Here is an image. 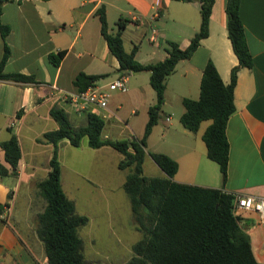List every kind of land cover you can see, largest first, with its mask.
Returning <instances> with one entry per match:
<instances>
[{
    "label": "crops",
    "instance_id": "1",
    "mask_svg": "<svg viewBox=\"0 0 264 264\" xmlns=\"http://www.w3.org/2000/svg\"><path fill=\"white\" fill-rule=\"evenodd\" d=\"M100 7L105 11L110 31L116 30L119 18L125 20L121 32L123 46L127 51L135 47V58L144 63L164 58L168 40L185 47L201 20L200 0H158V3L157 0H6L2 4V21L10 27L5 39L0 35V57L4 41L10 48L3 69L32 76L26 81L0 78V141L15 134L21 152L17 172L0 175V204H3L0 260L4 264H48L42 242L34 232L35 225L24 212L18 214L16 208H19L18 192L22 178H30L33 176L31 172L40 169L35 158L39 148L24 152L23 142L48 147L45 164L48 172L53 145L37 141V138L58 126L51 108L63 109L73 127L86 124L88 113L96 112L104 119L103 137L120 138L119 134L127 130L129 134L123 138H130L142 136L148 107L156 101L147 70L128 72L127 90H112L106 107L88 104L79 109L66 97V93L78 90L74 78L79 71L107 73L96 84H105L123 73L118 70V60L100 31ZM239 12L253 64L251 67L242 66L237 72L235 110L226 123L229 151L225 181H222L218 163L206 154L202 138L205 128L201 130L199 126L196 131H191L180 121L184 110L182 98L198 97L206 61L210 59L214 63L224 82L229 81L230 69L238 62L227 35L225 0H214L208 34L201 38L190 57L180 59L167 76L164 110L147 135L146 144L152 133L158 132L156 144L162 142L164 147L156 149L155 145L152 151L167 153L177 161L178 168L173 176L177 181L262 196L264 0H240ZM60 50L64 53L57 58ZM173 102L176 106L171 105ZM41 127L40 133L33 132ZM66 141V138L58 141V155L59 145ZM83 143L88 145L87 135L81 137L79 145ZM96 148L113 151L110 145ZM146 158L152 159L148 153L144 160ZM0 162L10 168L1 146ZM60 165L62 188L78 211L76 199L70 197L66 189L69 185L66 170L61 162ZM158 175H165L160 167ZM95 184L102 186L101 183ZM8 193H11L10 197ZM236 212L240 224L249 233L256 259L264 262V226L259 222L258 214L252 210Z\"/></svg>",
    "mask_w": 264,
    "mask_h": 264
},
{
    "label": "trees",
    "instance_id": "2",
    "mask_svg": "<svg viewBox=\"0 0 264 264\" xmlns=\"http://www.w3.org/2000/svg\"><path fill=\"white\" fill-rule=\"evenodd\" d=\"M0 35L3 39L10 30L1 18ZM214 0H200V25L189 43L181 47L168 40L164 58L140 62L135 47L127 51L122 42L125 20H117V28L110 31L105 11L98 9L100 31L110 51L118 60V70L123 73L147 70L149 81L156 92V101L148 107V119L141 137L110 138L102 136L104 119L96 112H89L84 125L73 127L63 109L52 107L50 112L58 126L47 130L37 138L53 145L48 161V172L36 182L44 204L37 211L34 232L41 240L48 264H104L88 261L84 256L83 239L78 226L88 221V216L75 209L74 201L61 185V165L58 158V141L66 138L78 146L83 135L88 145H110L122 153L120 168H129L122 183L130 200L134 226L142 236L132 244L129 264H264L253 253L249 233L240 224L233 193L219 187L204 186L177 181L173 178L177 161L167 153L146 149V137L158 121L164 103L167 76L174 71L180 59L188 58L202 37L208 34V22ZM240 0H225L226 29L238 62L230 69V79L224 82L214 63L209 59L202 69L199 94L196 98L183 97L184 110L180 121L184 127L196 131L203 120L210 123L202 132L206 154L219 166L222 181L227 176L228 139L226 123L235 110L234 86L240 67H251L253 57L249 50L245 27L239 12ZM10 48L6 41L0 57V78L26 81L32 76L20 72L4 71ZM64 50H60V58ZM107 73L79 71L74 78L78 90L95 84ZM5 160L10 168L0 162V175L15 174L20 157V146L15 134L1 140ZM148 153L165 175H146L143 172L144 157ZM11 193H8V197ZM7 204V202H5ZM3 204H0V213Z\"/></svg>",
    "mask_w": 264,
    "mask_h": 264
},
{
    "label": "rangeland",
    "instance_id": "3",
    "mask_svg": "<svg viewBox=\"0 0 264 264\" xmlns=\"http://www.w3.org/2000/svg\"><path fill=\"white\" fill-rule=\"evenodd\" d=\"M171 105L176 106V103L173 102ZM163 110L162 106L161 113ZM208 123L209 120H203L200 129H204ZM41 129L42 127L33 132L40 133ZM128 134V131L124 130L118 137L123 138ZM158 138V132L152 133L146 148L152 150L155 145L156 149L163 148L162 142L156 144ZM66 142L59 145L58 155L64 171L66 170L65 176L69 180L66 189L68 195L76 199L77 210L89 217L86 223L78 226V233L83 239L85 258L104 264H129L133 253L132 244L142 236V233L134 226L129 196L122 186L130 170L120 168L117 164L122 153L113 147V151L106 152L102 148L90 147L87 143L73 146ZM33 147L39 148L35 158L40 169L31 172L32 177L22 178L18 192L19 208H16V212L18 214L24 212L28 220L35 225L37 211L44 204L36 182L47 174L45 164L49 149L47 146L35 145L34 142L33 144L23 142L24 152L30 151ZM143 171L149 176L158 175L159 167L155 161L146 158ZM95 183H101L102 186ZM24 197L25 200L28 199L27 202Z\"/></svg>",
    "mask_w": 264,
    "mask_h": 264
},
{
    "label": "built area",
    "instance_id": "4",
    "mask_svg": "<svg viewBox=\"0 0 264 264\" xmlns=\"http://www.w3.org/2000/svg\"><path fill=\"white\" fill-rule=\"evenodd\" d=\"M158 3V0H157ZM128 74L120 73L105 84H93L82 90L66 93V97L79 109H84L88 104L106 107L112 90L126 91L128 88ZM236 199V211L252 210L258 214L259 222L264 226V195H252L233 192ZM0 264H4L0 260Z\"/></svg>",
    "mask_w": 264,
    "mask_h": 264
}]
</instances>
